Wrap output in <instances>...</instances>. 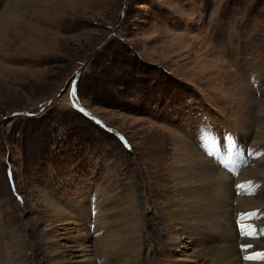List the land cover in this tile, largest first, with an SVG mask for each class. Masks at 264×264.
Instances as JSON below:
<instances>
[{"label": "rangeland", "instance_id": "1", "mask_svg": "<svg viewBox=\"0 0 264 264\" xmlns=\"http://www.w3.org/2000/svg\"><path fill=\"white\" fill-rule=\"evenodd\" d=\"M187 156L205 176L189 192L170 169ZM263 190L264 0H0V264H134L129 193L144 264H211L200 238L223 228L200 224L226 204L264 229ZM189 194L206 212L170 241L160 206ZM84 231L90 251L67 249Z\"/></svg>", "mask_w": 264, "mask_h": 264}, {"label": "bare ground", "instance_id": "2", "mask_svg": "<svg viewBox=\"0 0 264 264\" xmlns=\"http://www.w3.org/2000/svg\"><path fill=\"white\" fill-rule=\"evenodd\" d=\"M196 162H199V161L197 159H195V157L187 156V157H185L183 159L182 158H180V159L176 158L171 163L172 167H170V169L174 172L175 179L177 181H179V185H180L179 187L180 188L178 187V189L181 190V189L184 188L185 190H187L189 192V191L195 190L197 188L200 189V188L204 187L203 178H205V176L202 174V171H200V169L193 170L192 168H190V166H194V164ZM247 168L248 167H246L244 170H242L241 173L246 172ZM246 175H248V174H246ZM181 185H182V187H181ZM180 190H178V191H180ZM186 194H187V192H186ZM131 195L132 194H130V193L126 195L127 200L129 202L132 201V203L128 204L127 207H124V210H125L124 213L126 215H128L127 216L128 220H126L127 223L124 222V226L123 227L128 228V231H127L128 234L127 235L125 234L126 236H124V237L126 238V240L124 239L122 244H124V246H126V249L128 247L127 245H130L128 248H131L130 253L133 255L132 260H130V261L133 262V260H134V264H144L143 258H142V261H141V251H142V249L144 251V247H142V244L139 243V245H138L137 241L135 242L136 244H134V243L130 244V240H132L134 242L135 239L133 240V238H135V237L138 238V234L137 233H138L139 229H141V231H145L143 224H141V220L139 218H137L138 211H137L136 200L133 199L131 197ZM193 195L194 194H189L187 196L182 197V199H180V198L177 199L176 200V205L177 206H175V210H170V211L167 210L166 211V210H164L165 208H163L164 206H160V210H162V214H161L162 217L161 218L163 219L164 223L167 222V226H166V228H164L165 229L164 235L169 238L168 240L173 241L174 239H177V237L179 236L178 234H180V233H177V232H174V231L173 232L169 231L170 228H171V225H172V222H169V221L173 220V222H178L176 219L173 218V217L178 216V215L180 216V220L181 219L183 220V216H184L185 212L187 210L191 211V208L193 206L192 203L200 201L198 199L199 197L197 198L195 195L194 196ZM197 203H199V202H197ZM199 207H200V209L202 208L203 211L205 210V212H206V208H207L206 205L199 203ZM199 207H196L194 209V211L197 208H199ZM223 208L225 209L226 213H225V215L220 214V218H219L220 220H219L218 223L216 222L217 225L214 226L213 224H209V225H211L209 227V226H207V225H205L203 223V224H200V227L202 229H204V230L203 231L202 230L199 231V232H201L200 236H204V235H206V231H209V229L214 230L215 227L220 226V227L223 228L222 233H221L222 238L219 239L218 241H216L217 239L213 238V236H211L212 238L211 237H206V238L204 237L203 240L200 238V240L202 241V243L200 245L202 247V248L200 247V252H203V256H205L206 258H210L212 260L211 264H251V262H249V260H244V256L249 253L250 249H247L246 252H242L241 247H242V245H248V244H251V243L254 244V249H258L259 246L257 245L255 247V244H256L255 241H253V242L249 241L248 242V239H246V237L240 235L241 228L243 227L244 229H249L250 228V223H248V222L240 223L239 224V231H237L238 230L237 229V225L235 223H233V219L230 222L229 215H228V214H231L230 216H232L233 209L226 207V204H223ZM215 209L219 210V212L221 213L222 205L219 204V207H218V203L216 202V208ZM130 211H132L134 214H130L129 215L128 213ZM244 211H248V210H241L239 212H243L244 213ZM235 212H237V211H235ZM194 214L195 213H192V215H194ZM189 217H190V215H189ZM247 220H248V218H247ZM183 222H184V224H181L182 225L181 230L183 228H185L186 224H187V222H185L184 220H183ZM251 222H252V220H251ZM180 232H182V231H180ZM84 235H85V237L82 238L83 242L82 241H79V242L74 241V242H72L73 246H71L73 248H67V249H76V248H81L82 247V248H84V251H90V249L89 250H85L87 247H89L88 245L86 246L85 244H87L86 240L91 238V235H89L87 232H85ZM112 235H114V234L112 233ZM181 235H182V233H181ZM117 238L115 237L113 239V241H108L107 238H106L105 239L106 243H107V241L109 243L112 242V245L111 244L110 245L105 244V249H107V248L115 249V247L113 245H115V243L118 242ZM159 238L160 237H158V239ZM219 241H221L223 243V245L220 246V247L217 246V243ZM134 245H136V246L138 245L136 250L132 249V247ZM55 248H52V247L49 246V250H48V255L51 258L50 260H52V262L54 261V263H58L59 260L63 261L67 256H74V253L70 252L71 250L69 251V250L66 249L64 251H62V250L58 251ZM59 248H61V247H59ZM174 249H175V247H174ZM66 253H68V254L66 255ZM138 254L140 255V258L136 259ZM200 255H201V253H200ZM73 258L74 257H72L71 259H73ZM69 259H70V257H69ZM109 259L110 258H105V261L102 264H108ZM179 264H181V263H179Z\"/></svg>", "mask_w": 264, "mask_h": 264}, {"label": "snow or ice", "instance_id": "3", "mask_svg": "<svg viewBox=\"0 0 264 264\" xmlns=\"http://www.w3.org/2000/svg\"><path fill=\"white\" fill-rule=\"evenodd\" d=\"M243 220V217H241ZM259 233H264V229L259 230ZM258 234L256 229H244L241 228L240 235L244 237H255ZM251 247L250 245H242L241 250L242 252H246L247 248ZM244 259L247 260H262L264 261V252H257L255 255H245Z\"/></svg>", "mask_w": 264, "mask_h": 264}]
</instances>
